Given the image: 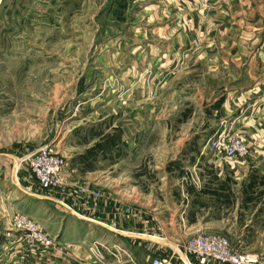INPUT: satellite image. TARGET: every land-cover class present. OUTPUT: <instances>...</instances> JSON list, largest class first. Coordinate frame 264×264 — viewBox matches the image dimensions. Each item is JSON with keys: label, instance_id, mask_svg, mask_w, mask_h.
Segmentation results:
<instances>
[{"label": "rangeland", "instance_id": "obj_1", "mask_svg": "<svg viewBox=\"0 0 264 264\" xmlns=\"http://www.w3.org/2000/svg\"><path fill=\"white\" fill-rule=\"evenodd\" d=\"M162 2L0 0V264L51 258L50 251L27 244L18 226L22 217L57 239L77 240V264L88 258L89 264H125L127 255L104 241L103 229L95 226L92 234L93 225L59 204L68 186L83 190L84 202L106 189L164 208L174 187L166 173L186 159L192 144L202 147V156L233 161L223 150L211 151L222 136L249 152L234 134L239 111L222 118L207 107L230 93L225 66L216 71L209 63L213 50L229 48L200 40L198 24L170 23L184 11ZM43 150L62 161L61 189L50 197L29 172L28 162ZM181 172L175 168V176ZM200 233L220 235L194 236ZM230 246L264 260V247L253 253ZM183 252L176 249L174 256L183 259Z\"/></svg>", "mask_w": 264, "mask_h": 264}, {"label": "crops", "instance_id": "obj_2", "mask_svg": "<svg viewBox=\"0 0 264 264\" xmlns=\"http://www.w3.org/2000/svg\"><path fill=\"white\" fill-rule=\"evenodd\" d=\"M164 1L184 11L170 23L184 28L198 24L195 33L200 40L226 43L229 48L213 50L209 63L216 71L225 66L232 84L230 93L207 107L222 118L239 111L234 134L248 143L249 152L243 159L230 161L222 154L202 156V147L192 144L184 154L186 159L180 160L183 163L174 162V169L166 173L174 187L165 194L164 208H153L150 201L132 202L120 195L122 191L106 189L99 190L98 200L84 205L86 193L70 186L61 196L62 206L93 225L92 234L95 226L103 229L108 234L104 241L121 247L127 255L122 259L125 264H151L157 255L175 254L199 232L223 235L235 247L259 253L264 247V0ZM151 52L159 56L158 48ZM209 63L200 66H211ZM138 65L136 59L130 65L135 73ZM175 168L182 169L179 177ZM58 240L65 244L60 255L46 258L43 264H77L74 257L81 251L77 240L68 242L62 236ZM80 263L89 264V258Z\"/></svg>", "mask_w": 264, "mask_h": 264}, {"label": "built area", "instance_id": "obj_3", "mask_svg": "<svg viewBox=\"0 0 264 264\" xmlns=\"http://www.w3.org/2000/svg\"><path fill=\"white\" fill-rule=\"evenodd\" d=\"M223 150L229 157H238L247 154V147L244 143L236 140L227 143L223 137L215 138L211 144L212 152ZM28 162L31 179L35 180L37 187L46 196L53 195L55 190L61 189L57 175L59 174L62 161L51 156L46 150L40 151ZM238 154L239 156H237ZM101 192H91L84 203L98 200ZM60 197V194H59ZM59 204L64 205V199L60 198ZM19 230L24 232L27 244L38 247L41 251H50V257L61 253L65 244L43 231L33 220L22 217L18 219ZM185 257H176L171 254L166 257L154 258L151 264H264V260L249 253L236 252L230 246L229 241L221 235H207L200 233L193 236L184 246ZM41 255V253H39Z\"/></svg>", "mask_w": 264, "mask_h": 264}]
</instances>
